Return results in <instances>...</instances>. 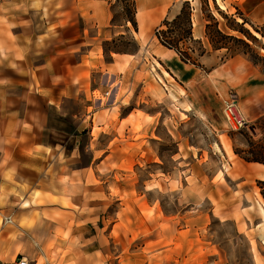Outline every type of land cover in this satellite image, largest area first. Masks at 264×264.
<instances>
[{"label": "rangeland", "instance_id": "obj_1", "mask_svg": "<svg viewBox=\"0 0 264 264\" xmlns=\"http://www.w3.org/2000/svg\"><path fill=\"white\" fill-rule=\"evenodd\" d=\"M62 1L50 0L52 10L72 6V0ZM99 1L108 16L109 35L96 39L91 28L83 33L84 26L73 19L75 29L83 33L77 47L84 51L94 42L105 62L116 54L145 62L128 92L122 88L117 96L129 97L119 111L106 117L115 121L135 111L139 119L151 123L144 137L141 125L134 124L133 141L145 139L144 143L126 144L113 160L97 162L102 218L126 224L120 230L129 238L133 235L127 243L130 251H139L158 236L166 237L162 239L166 246L178 234L200 243L193 253L177 248L179 252L167 257L166 264H264V201L257 185L264 181V170L236 154L247 149L243 134L251 128L258 132L264 121V23H257L233 0ZM56 16L55 24L61 21ZM163 42L201 70L218 72L221 95L227 97L222 100L201 79L185 92L156 64L154 47L171 49ZM93 97L105 106L111 93L101 89ZM223 101L236 104L243 127L234 129L225 120ZM83 105L65 101L63 108L78 118ZM93 136L88 148L92 142L88 131L78 135L79 166L88 165L94 151L102 160L106 150L116 152L112 134ZM116 136L124 138V131L119 129ZM37 264L45 260L39 257Z\"/></svg>", "mask_w": 264, "mask_h": 264}, {"label": "crops", "instance_id": "obj_2", "mask_svg": "<svg viewBox=\"0 0 264 264\" xmlns=\"http://www.w3.org/2000/svg\"><path fill=\"white\" fill-rule=\"evenodd\" d=\"M49 1L0 0V217L13 220V224L0 222V260L10 264L21 255L36 264L39 257L45 264H111L113 260L166 264L167 257L179 252L177 248L198 251L199 242L180 234L171 237L169 246L162 240L166 237L158 236L139 251H130L127 243L133 235L129 238L120 230L126 224L102 218L97 162L113 160L126 144L144 143L145 139L133 141L135 123L141 125V137L151 128L135 111L115 121L106 113L119 111L129 97L125 93L117 98L119 90L128 92L145 62H133L122 54L105 62L94 42L84 51L77 47L86 28L93 30L96 39L109 35L103 2L72 0L70 8L53 11ZM233 1L257 23H264V0ZM55 14L61 17L56 24ZM73 19L84 26L82 34ZM152 52L156 64L183 90L201 79L222 100L227 97L221 95L218 72L203 71L161 44ZM101 89L111 93L105 106L93 97ZM74 100L84 103L78 118L63 108L65 101ZM119 129L124 138L116 136ZM86 130L92 141L88 148L95 141L94 133H109L116 152L106 150L102 160L94 151L88 165L79 166L78 135ZM63 203L70 206L64 208Z\"/></svg>", "mask_w": 264, "mask_h": 264}, {"label": "trees", "instance_id": "obj_3", "mask_svg": "<svg viewBox=\"0 0 264 264\" xmlns=\"http://www.w3.org/2000/svg\"><path fill=\"white\" fill-rule=\"evenodd\" d=\"M130 22L132 24L134 23L132 20H130ZM163 44L167 45L165 42H163ZM168 47L172 49V47ZM257 129L258 132L254 133V130L251 128L250 132L247 131L243 134L246 138L247 149L236 154L240 155L241 159L246 163H254L264 166V121L260 123ZM257 185L264 201V181H257Z\"/></svg>", "mask_w": 264, "mask_h": 264}, {"label": "built area", "instance_id": "obj_4", "mask_svg": "<svg viewBox=\"0 0 264 264\" xmlns=\"http://www.w3.org/2000/svg\"><path fill=\"white\" fill-rule=\"evenodd\" d=\"M158 38L161 39L160 30H156ZM179 54V53H178ZM180 55V54H179ZM224 103V110L223 114L225 120L234 126V129L241 128L245 125L244 119L242 118L241 114L236 110V104L234 102H227L223 101ZM2 224H13V220L11 216H3L2 217ZM0 264H8L0 260ZM10 264H31L29 260H27L24 256H18L14 259Z\"/></svg>", "mask_w": 264, "mask_h": 264}, {"label": "bare ground", "instance_id": "obj_5", "mask_svg": "<svg viewBox=\"0 0 264 264\" xmlns=\"http://www.w3.org/2000/svg\"><path fill=\"white\" fill-rule=\"evenodd\" d=\"M217 2H218V1H217ZM218 5H219V7L221 8V10H224V9H225L222 5L219 4V2H218ZM256 36H257V35H256ZM227 124H228V123H227ZM262 210H263V213H264V207H263Z\"/></svg>", "mask_w": 264, "mask_h": 264}]
</instances>
